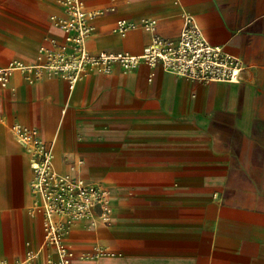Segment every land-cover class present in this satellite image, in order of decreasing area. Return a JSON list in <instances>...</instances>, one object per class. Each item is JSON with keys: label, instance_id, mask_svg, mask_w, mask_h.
Listing matches in <instances>:
<instances>
[{"label": "crops", "instance_id": "0c3cea01", "mask_svg": "<svg viewBox=\"0 0 264 264\" xmlns=\"http://www.w3.org/2000/svg\"><path fill=\"white\" fill-rule=\"evenodd\" d=\"M108 6L91 52L139 53L149 42L140 28L112 32L117 18L153 17L161 35L176 37L189 12L240 60V80L202 83L144 62L73 88L14 72L0 86V258H57L43 238L29 154L10 129L18 122L51 146L55 174L108 191L106 211L94 208L64 234L70 264H264V0H87ZM52 14L58 0H0V66L34 62L49 38L62 40Z\"/></svg>", "mask_w": 264, "mask_h": 264}, {"label": "built area", "instance_id": "2783aa9c", "mask_svg": "<svg viewBox=\"0 0 264 264\" xmlns=\"http://www.w3.org/2000/svg\"><path fill=\"white\" fill-rule=\"evenodd\" d=\"M115 3L116 0H110ZM61 14H52L50 20L58 27L63 38H49L47 45L37 49L34 62L11 59L0 66V86L7 87L11 76L18 71L23 79L33 84L44 78L60 77L69 88L91 73L108 75L115 66L123 73L132 72L141 62L150 67L160 65L163 70L197 82H238L242 65L240 60L225 52L221 46L211 44L205 37L197 19L183 12L182 25L176 37L161 35L157 19L142 17L139 20L117 18L111 28L121 37L130 31L142 29L150 34L149 42L141 52H91L88 38L94 33L97 17L114 10V6L89 9L87 0H58ZM152 71L148 75L151 80ZM11 131L29 154L33 178L31 192L38 198L43 214V238L56 250L57 258L48 264H70V254L64 234L77 219L98 207L107 210L108 191L97 184H83L72 178L62 177L52 170V150L42 139L37 128L22 123H13ZM0 264H40L35 256L24 259L0 258Z\"/></svg>", "mask_w": 264, "mask_h": 264}, {"label": "rangeland", "instance_id": "374dc122", "mask_svg": "<svg viewBox=\"0 0 264 264\" xmlns=\"http://www.w3.org/2000/svg\"><path fill=\"white\" fill-rule=\"evenodd\" d=\"M140 48V47H139Z\"/></svg>", "mask_w": 264, "mask_h": 264}]
</instances>
